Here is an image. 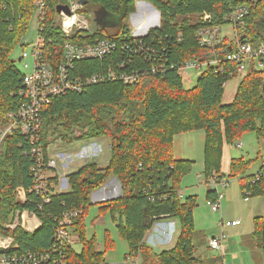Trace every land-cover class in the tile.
Wrapping results in <instances>:
<instances>
[{
	"label": "trees",
	"instance_id": "trees-1",
	"mask_svg": "<svg viewBox=\"0 0 264 264\" xmlns=\"http://www.w3.org/2000/svg\"><path fill=\"white\" fill-rule=\"evenodd\" d=\"M45 32L52 38L44 48L46 61L56 66L62 60V44L66 36L52 23L58 5L69 0H44ZM81 11L90 15L104 9L113 14H123L117 29L97 28L111 35L128 33L126 23L135 12L138 0H87ZM154 5L161 15V23L153 27L146 41L172 37V57L177 61L195 60L209 62L213 51L202 46L197 31L207 25H224V15L238 0H145ZM204 11L211 13L210 21L199 18ZM38 7L35 0H0V116L16 111L21 104L23 73L18 60L12 56L28 33L31 20ZM131 13V14H130ZM103 32V33H104ZM243 32L252 35L253 41L264 40V0L252 8L246 17ZM182 41H176L178 36ZM85 39H95L98 34H78ZM160 40V41H158ZM167 41V40H165ZM221 56L227 51L221 46ZM106 61L82 60L76 63L74 74L86 76L100 70ZM238 76L236 64L222 63V70L208 64L196 84L187 88L177 69L165 74L145 73L132 84L122 81L92 84L80 92H67L55 96L42 108L41 141L48 154L53 140L72 141L76 131L81 138L107 136L110 138V159L106 165L97 162L85 164L69 177L70 189L51 193V201L40 207L41 196L34 186L32 167L35 158L31 142L20 131H14L0 141V231L10 233L4 223L18 209L36 211L42 225L34 233L23 229L13 232L18 251H44L53 244L54 218L78 211L74 230L83 243L81 252L70 250L69 264H101L106 262V250L95 248L96 238L87 237L85 218L92 205L91 193L99 189L110 176L120 182V196L102 201L101 213L110 211L117 222L120 236L128 242V254L136 253L141 264H215L214 259L196 255L193 242L195 230L194 209L197 196L179 197L183 177L192 171L194 161L176 158L175 136L195 130L205 131L203 178L209 181L214 173L220 177L244 175L260 156L246 159L233 157L228 173L222 171L225 143L233 144L247 133L264 139V69L252 68L238 83L232 102L224 103L225 83ZM79 131V132H80ZM264 159V156H263ZM257 172L241 183L245 197L264 196V164ZM258 175V176H257ZM252 180H255L252 182ZM51 181L57 182L58 177ZM27 190V198H17V188ZM206 197L216 200V189L209 188ZM176 218L181 231L175 245L161 252L146 242L145 237L159 219ZM253 245L264 253V215L253 218ZM114 242L107 231L105 247ZM127 254V255H128Z\"/></svg>",
	"mask_w": 264,
	"mask_h": 264
},
{
	"label": "built area",
	"instance_id": "built-area-1",
	"mask_svg": "<svg viewBox=\"0 0 264 264\" xmlns=\"http://www.w3.org/2000/svg\"><path fill=\"white\" fill-rule=\"evenodd\" d=\"M238 1V4L231 6L224 15L226 24L207 25L197 31L200 44L213 51L212 60L209 62L195 60L182 62L172 57L170 43L172 37L160 38L162 41L160 45L155 43L156 40H145L151 28L155 27V24L149 26L145 18L137 21L128 33L111 35L92 29L89 21L90 16L81 11L85 4L80 0H69L66 5H69L70 13L58 12L52 23L66 36L62 44V60L53 66L49 61H46L44 54L45 46L52 42V38L47 39L44 35L46 28V15L43 13L45 1L35 0L38 7V13H36L37 34L31 42L26 40V37L23 38L24 46H22V53L18 60L23 73V88L20 92L21 104L16 111L7 113L4 118L0 116V141L17 130L30 140V150L35 158L34 166L31 169L34 177V186L31 191L41 196L40 207L51 201V193L58 191L56 188L65 190L70 184L69 177L59 173L58 160L49 156L51 145L48 146V154L45 156V148L41 141L43 106L49 104L57 95L71 91L80 92L92 84L110 81L132 84L145 73L165 74L168 69H177L178 73L183 76L185 71L204 69L210 64L214 65L215 71L218 72L222 70L223 62L230 61L236 64L237 75L240 78L252 68L264 69V40L255 42L252 35L243 32L246 17L260 0ZM138 3L148 5L147 7H151L154 13L160 15L159 10L150 2L138 0ZM143 13L148 12L146 10ZM199 18L203 21H210L211 13L204 11ZM160 23L159 18L156 24L160 26ZM225 26H229V28L232 26V35L228 32L229 30H223ZM85 33L98 34V36L92 40L77 36ZM176 41L181 42L182 36H178ZM222 45H225L227 51L221 56ZM91 59L105 60L106 63L100 70L86 76L74 74L78 61ZM58 143L55 147L59 146ZM98 152L96 141H92L76 153L74 151L64 153L63 158L67 162H64L65 166L62 167L66 169L68 163H72V160L68 161V159H72L73 155L86 158L94 156L93 154ZM84 165L77 162L75 170H81ZM259 172L258 174H260ZM53 177H58V181H51ZM254 181L252 180V182ZM227 184L226 177H211L210 186L218 193L216 200H208L213 211H221L223 194L219 193L218 189ZM179 197H184L182 191H180ZM17 198L20 201L26 200L27 190L25 187L17 188ZM98 200L105 201L107 197L101 196ZM77 213L78 211L65 212L54 218L53 244L50 249L19 252V245L15 241L13 232L20 228L28 233H34L42 225V220L36 211L18 209L3 225L10 233L0 231V264H69L73 243L80 241L79 233L74 230V218ZM221 223L223 226L232 227L241 224V220L224 222L221 219ZM224 238L223 233L220 237L211 238L209 240L210 247L224 249L222 245ZM122 264H141V258L136 253L128 254Z\"/></svg>",
	"mask_w": 264,
	"mask_h": 264
},
{
	"label": "rangeland",
	"instance_id": "rangeland-1",
	"mask_svg": "<svg viewBox=\"0 0 264 264\" xmlns=\"http://www.w3.org/2000/svg\"><path fill=\"white\" fill-rule=\"evenodd\" d=\"M147 6L148 5L146 4L138 3V1L136 2L135 12L132 14L130 13L131 15H129L126 20V23L130 28L143 18L146 19L149 26L156 24L159 18L161 22V16L159 13H154L153 9ZM142 10H147L148 13H141ZM89 16L92 29H117L122 21L123 14L98 11L96 14L92 13ZM36 28L37 15L35 13L31 20L28 33L25 36L26 40L29 42L35 39L37 34ZM223 30H229L228 32L230 35L233 34L232 26H230V28L229 26H225ZM21 53L22 46L18 45L12 56L15 60H19ZM18 63L20 64L19 61ZM203 70L204 69L201 68L185 71L182 76L184 86L187 88L193 87ZM239 81L240 77L236 76L225 83L224 99L227 103L232 101V97L236 92ZM79 131H76L75 137L72 141H62V139L53 140L49 150V156L56 158L59 162V173L62 175L66 174L67 177H70L72 172H76L75 167L77 162L82 164L97 162L98 165H106L110 159L109 137L102 136L85 139L81 138V131ZM204 137V130H195L178 134L174 139L175 157L188 158L194 161L192 171L186 174L181 181V191L184 196L190 194H195L197 196V205L194 209L195 230L193 234V242L197 249L196 255L208 260L214 259L215 264H264V253L261 249L256 248L252 241V232L254 229L253 217L256 214H264V196L246 198L241 189V183L243 181L247 182L249 175L255 174L256 172L258 173L261 166L264 164V139L257 138L254 133H247L241 140L230 145L233 157L244 156L246 159H251L255 158L256 155L260 156V154L261 157L251 164L243 176V181L240 180L239 177H226L228 184L225 187L220 186L218 189L219 193H224L223 198L221 199V211H213L210 204H208V199L206 197L207 189L211 187L210 180L205 182L203 178ZM92 141H96L99 154L95 153L93 154L94 156L86 158L73 155L72 159H68V161L72 160V163H68L66 169L62 167L65 166L63 163L67 162L63 158V156H65L64 153H68L69 151H74L76 153ZM239 142L243 143L241 147H238ZM57 143L59 146L55 147ZM213 176L220 177L217 173H214L212 177ZM114 178L117 180V183L114 182ZM110 186H116V191L108 199L117 197L119 196L118 193H122L120 182L114 176H110L99 189H96L91 193L92 205L85 218L87 237L90 239L95 236V248L97 250H106L104 258L107 263L122 264L125 256L129 252L128 242L120 236L117 222L113 219L112 213L110 211L103 214L101 213L100 206H102L103 203L98 200L96 193H102L104 192V189L110 188ZM69 189L70 184L65 190H59L56 188L58 191H66ZM221 219H223L224 222L227 220L240 219L242 223L238 227L223 226ZM168 222H171V220L159 219L154 223L152 228L147 231L145 237L146 242H149L158 252L172 248L180 234L181 227L179 221H176V229L173 233L167 235L168 232L165 234V229L168 230L167 227H169L170 230L171 224ZM107 231L114 242L113 247L109 249H106L105 247V234ZM222 233L225 237L222 241L225 250L209 247V240L213 237H220ZM151 237L153 240H151ZM165 239H167V242ZM162 241H165V243ZM73 249L78 253L81 252L83 249V243L81 241L73 243Z\"/></svg>",
	"mask_w": 264,
	"mask_h": 264
},
{
	"label": "crops",
	"instance_id": "crops-1",
	"mask_svg": "<svg viewBox=\"0 0 264 264\" xmlns=\"http://www.w3.org/2000/svg\"><path fill=\"white\" fill-rule=\"evenodd\" d=\"M141 13H143V10L141 11ZM237 90V89H236ZM225 93V92H224ZM235 95H236V92L234 93V95H233V97H232V101L234 100V98H235ZM231 101V102H232ZM223 102L224 103H227V101L224 99V96H223ZM230 103V102H229ZM204 142H205V137H204ZM234 144V143H233ZM242 142H239L238 143V147H241L242 146ZM230 145L231 144H228V143H225L224 144V147H223V156H222V171L224 172V173H228L229 172V168H230V162H231V159L233 158V156H232V153H231V147H230ZM260 152H262V151H260ZM257 153H259V152H257ZM256 153V154H257ZM255 154V155H256ZM115 179V178H114ZM114 182H116V179H115V181ZM117 183V182H116ZM209 189V188H208ZM208 189H207V191H208ZM115 191H116V186L115 187H113V186H110V188H106V189H104V192H96L97 193V197L99 198V197H101V196H105V197H107V199L109 198V197H111L112 195H113V193H115ZM117 191H118V189H117ZM118 194H120V193H118ZM224 194V193H223ZM187 196V195H186ZM263 197V196H262ZM247 198V197H246ZM257 213V212H256ZM257 215H264V214H256V215H254V217L255 216H257ZM253 217V218H254ZM165 219H168V220H171V222H168V223H170L171 225H170V230H169V227H167L168 228V230H166L165 229V234L166 233H168L167 235H169V234H171V233H173V231H175V229H176V221H178V219H176V218H165ZM173 220V221H172ZM242 223V222H241ZM240 225V224H239ZM239 225H237V226H233V227H238ZM160 232V231H159ZM158 232V233H159ZM162 233H164V232H162ZM151 240H153V238L151 237ZM164 240V239H163ZM167 239H165V241H166ZM158 241H161V240H158ZM165 241H162L163 243H165ZM170 241V240H169ZM167 242V241H166ZM149 243V242H148ZM150 244V243H149ZM209 244V243H208ZM209 247H210V245H209ZM224 250H225V248H224Z\"/></svg>",
	"mask_w": 264,
	"mask_h": 264
},
{
	"label": "water",
	"instance_id": "water-1",
	"mask_svg": "<svg viewBox=\"0 0 264 264\" xmlns=\"http://www.w3.org/2000/svg\"><path fill=\"white\" fill-rule=\"evenodd\" d=\"M82 3H84V4H86L88 1L87 0H80ZM57 11L58 12H61V11H64V12H66V13H70V7H69V5H66V4H64V5H58V7H57ZM99 11L100 12H108V11H106V10H104V9H99ZM96 13V12H95ZM155 27H158V24H155L154 25ZM117 181V180H116ZM121 194H119V196H120Z\"/></svg>",
	"mask_w": 264,
	"mask_h": 264
},
{
	"label": "flooded vegetation",
	"instance_id": "flooded-vegetation-1",
	"mask_svg": "<svg viewBox=\"0 0 264 264\" xmlns=\"http://www.w3.org/2000/svg\"><path fill=\"white\" fill-rule=\"evenodd\" d=\"M99 10H96L95 12H98ZM96 14V13H95Z\"/></svg>",
	"mask_w": 264,
	"mask_h": 264
}]
</instances>
